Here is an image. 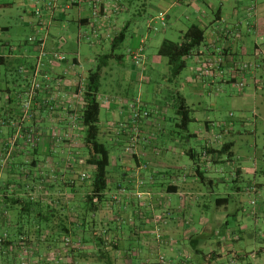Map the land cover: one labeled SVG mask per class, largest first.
<instances>
[{
    "label": "crops",
    "instance_id": "obj_1",
    "mask_svg": "<svg viewBox=\"0 0 264 264\" xmlns=\"http://www.w3.org/2000/svg\"><path fill=\"white\" fill-rule=\"evenodd\" d=\"M154 1L170 2L172 7L151 15L149 8ZM202 1L205 9L200 7ZM204 1L0 0V21L15 16L16 21L31 29L32 36L46 41L49 53L70 57L65 63L48 64L46 71L52 80L27 111L24 103L29 84L19 69H32L37 49L28 38L19 41L20 27L0 25V58L5 59L0 63V187L4 195L36 203L35 211H23L20 217L17 215L22 205L12 206L0 196V237L8 239L0 243V264H47L53 259L57 264H264V144L248 145V150L254 151L245 153V144L237 141V137L250 133L245 130L250 125L254 124V135L264 128V43L255 44L257 57L252 54L259 68L256 74L252 72L253 91L247 98L230 95L232 100L253 102L255 121L251 122L242 111L224 128L217 122L218 105L212 101L214 95L218 96L214 86L237 85L243 75L237 67L240 55L232 39L240 38L239 33L243 36L245 27L248 33L264 37V2L252 0L251 14L256 17L245 26L242 21L246 12L237 13L233 1ZM97 2L103 9L99 17L93 15ZM182 5L194 12L184 16L186 23L179 30L181 40L190 26L198 25L206 32V43L194 55L199 65L183 77L184 84L179 83L178 90L170 91L176 93L168 107L176 117L175 129L179 132L173 130L170 142L158 144L154 139L162 123L159 117L163 107L146 119L136 116L131 103L140 99L150 105L144 97V83L160 77V70L171 76L167 61L158 55L168 38L154 50L153 30L161 15L166 16V30L173 27V22L174 26L182 23L178 15ZM133 11L145 22L134 31L128 18ZM124 30L126 40L116 47L122 60L109 63L103 74L105 86L102 83L107 102H102L106 120L101 119V127L105 141L114 139L109 147L119 152L116 161H111L104 200L97 213L93 217L87 214L84 221L80 215L85 214L89 191L80 188L79 177L90 172L83 129L71 128L70 113L81 105L77 87L98 64L102 55L97 52L110 47L106 54L111 53L114 39ZM139 52L141 61L136 62L133 55ZM128 59L130 64H126ZM137 88L139 97L135 99ZM188 88H192L190 96H199L202 102L210 100L211 108L202 107V102L198 109L192 108L190 96L184 94ZM178 95L192 108V124H198V130L192 132L191 125L183 129L176 107ZM49 103L54 110H50ZM213 114L216 120H212ZM29 132L37 136L32 145L25 138ZM52 132L55 138L67 134L69 141L55 142ZM136 137L138 143L131 150ZM198 140L201 145L196 151L193 142ZM191 150L200 156L198 165L187 155ZM8 152L12 153L9 160ZM196 169L205 173L206 182L196 176ZM246 178L253 180L245 191L238 185ZM230 183H234L232 192H228ZM244 195L250 202L255 198L251 211L245 210ZM82 225L89 230L95 228L101 239L84 237L79 241L73 236L74 246L65 249L58 232L65 228L74 232ZM251 225L258 228L261 239L249 232ZM246 237L257 241V245L253 242L247 251L243 246L225 250L229 238L236 244Z\"/></svg>",
    "mask_w": 264,
    "mask_h": 264
},
{
    "label": "trees",
    "instance_id": "obj_2",
    "mask_svg": "<svg viewBox=\"0 0 264 264\" xmlns=\"http://www.w3.org/2000/svg\"><path fill=\"white\" fill-rule=\"evenodd\" d=\"M0 8L2 7L0 6ZM102 11L103 9L101 6L100 12L102 13ZM2 29L4 30V28ZM127 30H124L118 37L114 39L111 53L99 57L98 64L95 66L94 69L89 71L88 76L85 77L87 82L85 91L81 96L82 106H78L79 108L77 107V109L71 111L70 113L71 124H72L71 128L77 130L80 126L83 129L82 142L84 146V154L86 156V165L88 166L87 168L89 169L90 172V173L86 172V174H82L79 177L80 188L89 191L88 195L85 198L86 200L84 203L85 214L83 215V217L82 215H80L81 219H83L84 221H86L85 216L87 214L89 217H93V215L97 213L99 204L104 200V194L109 188L112 149L107 144V141H105L104 132L101 127L102 98L100 96L102 91V78L105 68L109 65L111 61L122 60V55L120 56L116 54L117 51L116 47L118 45H122L123 42L126 40ZM205 33H206L205 30L200 28L198 25H192L184 33L182 40L180 42H173L168 39L163 41V43L159 48L158 55L167 60L172 79L177 80L183 74V72L188 68V60L191 57H193L195 53L199 51V48H201L206 43ZM31 38H36V40L31 41L30 40ZM31 38L28 39V43L32 44V46L35 49H37V56H38L39 45L41 43L42 38L37 36H33ZM36 58L37 57H35L34 65L31 70H27L24 66H22L19 69L20 73L27 78L29 84L25 93L26 95L25 103L27 102V100H29L28 93L32 86L31 81H32L33 71L35 68V63L37 62ZM4 61H5L4 58H0V63H4ZM68 61L69 58L67 57V60L61 63H65ZM46 68L44 74H47L50 77V79L46 80L44 77L40 79L41 89L37 91L36 96L34 97V99H32L31 108L38 95L48 87L46 85L49 84L52 80L51 74L46 71ZM80 86L81 85L79 84L77 87L78 94H79ZM176 107L181 117V123L183 125V129L188 130L189 126L194 121L192 115L193 112L192 108L188 105L186 99L182 95H178L176 97ZM49 108L50 110H54V105H51V103H49ZM145 109L150 111L149 109L146 108V106ZM151 115L152 112L150 111V116ZM144 118L147 119L148 117H144ZM31 136H32V140H31ZM59 136L60 138L57 140V142L69 141L66 139L67 134L59 135ZM25 138H26V142L32 145L35 143L37 136L35 133L29 132L25 135ZM206 151L207 154H209V150ZM32 152L34 153L33 150ZM222 152L225 153V151ZM203 153L205 154V151ZM7 154L9 160L12 153L8 152ZM187 155L194 162L195 165H198L200 156L195 150L189 151ZM196 176L199 177L203 182H206L207 180V178L205 177V173H201L199 169H196ZM2 191L3 190L0 187V196H2V200H4L5 203L12 202V206L22 205L23 208L21 210V214L17 216L23 217L24 212L31 213L35 211L36 203L33 202L32 200L29 201L25 198L24 199L15 198L14 195H12L13 197H10L6 195V193L4 195ZM4 216H7L6 213ZM27 218H29V216L26 217V220ZM42 230L43 229H40V231ZM58 236L61 243L65 245L64 248L67 250L74 246L75 240L73 236L78 237L79 241L84 239V237H89V238L93 237L98 240H100L102 237V235L99 236V232L95 228L89 230L85 228V225H82L81 229L76 230L74 232H72L70 229L65 228L64 230L58 232ZM6 240H8L6 236H4L3 238L0 237V243L5 244ZM101 247H103V243ZM56 262H57L56 259H53V260H48L46 263L57 264Z\"/></svg>",
    "mask_w": 264,
    "mask_h": 264
},
{
    "label": "rangeland",
    "instance_id": "obj_3",
    "mask_svg": "<svg viewBox=\"0 0 264 264\" xmlns=\"http://www.w3.org/2000/svg\"><path fill=\"white\" fill-rule=\"evenodd\" d=\"M211 0H206L204 2H209ZM233 1V6L236 9L237 13H241L242 11L245 10L246 12V17L243 16L244 20L242 22L244 24L242 25H250L251 23H253V20L255 19V15H252L251 13H254V11H251L252 9H254L252 6L254 1L252 0H231ZM262 2H264V0H261ZM203 1L200 3V7L203 8L204 4H202ZM252 3V4H251ZM172 7L170 2H155L152 3V6L149 8V12L151 15H155L157 16L159 14V12H166L168 9H170ZM190 6H186V5H182L178 8V15L181 18L182 23H179V25H175V22L172 23V28L170 30H166V27H163L162 24L159 22L157 24L156 27L157 30H153V34L155 35L154 37V42L152 47L154 48V50H156L157 45L164 39V38H168L171 39L175 42H180L181 41V33L179 32V30L181 28H183V24H185L186 22H184V16L186 14V12H194L192 11L193 9L189 8ZM205 9V8H203ZM229 9V8H228ZM30 12L34 11V7L29 8ZM31 15V14H30ZM128 18L132 20V30L134 31L136 28L140 29V27L143 26L144 19L142 16H138L136 14L135 11H133V13H131L130 15H128ZM31 19H34L33 16H31ZM0 25L1 26H5V25H9V26H13L15 28L20 27V36H19V41L24 42L27 38L29 39V37H33V33L31 31V29H29L28 27H24L23 24L21 22L16 21L15 16L13 17V19L10 18H5L3 20L0 21ZM137 26V27H136ZM181 27V28H180ZM156 31V32H155ZM245 32L242 33L243 36H241V33H239V37L237 39H232V42L236 44L237 46V50L239 51V55H240V59H238V63L239 66H237L243 73V75L241 76V78H239V82L237 83V85H224L221 86L220 84H217L216 86H214V94H218V96H213L212 97V101L214 103H216L218 105V111H216L217 113V122H220L224 128H226L227 125H224L225 123H229L231 120L233 119H237L239 118L241 112L243 111L245 113V115L249 118V120H251V122L255 121V117H254V113H253V102L250 100H243V101H238V100H232L231 99V94L239 96L240 98L243 97V95L247 98L249 96V94H251V92L253 91L254 88V83L252 81V72H254L256 74L257 70H259V68L257 67V63H255V53L256 50L254 48L255 44L258 42L259 44L264 43V39L261 41L262 36H257L256 33L252 32V33H248V31H246V27H245ZM90 34V33H89ZM30 37V38H31ZM236 41H238L236 43ZM234 44V45H235ZM243 46H245L243 48ZM264 46V44L262 45ZM87 47V46H85ZM152 48V49H153ZM263 48V47H262ZM200 49V48H199ZM264 50V48H263ZM106 51V52H105ZM105 51L100 50V52H97V55H103L106 54L108 51H110V47H108ZM126 51V50H125ZM124 51V52H125ZM104 52V53H103ZM123 52V50H122ZM64 54V53H63ZM252 54L254 55V57L252 56ZM66 55V54H65ZM37 57V55H36ZM68 57V55H67ZM257 57V56H256ZM70 58V57H69ZM254 58V59H253ZM261 59V58H260ZM70 60V59H69ZM163 62L167 61L166 59L162 58L161 59ZM201 60V59H200ZM130 62V59L127 60L126 64H128ZM189 65H188V69H186L184 71V73L182 74V78L180 77V79H178V83L174 82V79L171 78V76H169L167 73H165L164 70H160L159 74L160 77H158L157 79H154V81L150 82V83H144L143 87L145 89V91L147 92L144 97L148 100L150 105H146V103L142 100H140L147 109H149L152 112V115L148 118H151L153 116V114H155V112H157V110H159V106L163 107V112L162 115H160L159 119L162 120V123L159 124V128L156 132L155 135V142L156 143H168L170 142V139H172V134L174 133L173 130L178 131L175 129V123L176 121V117L174 116L172 110L168 107V104L170 102L173 101L172 96L175 95L174 93H171L170 91H175L178 90L180 88L179 83L181 85L184 84V80L183 77L184 76H188L192 74L193 71V67H195L199 60L196 58V56L191 57L189 60ZM255 63V64H254ZM130 64V63H129ZM262 62L260 64H258V66H261ZM199 65V64H198ZM169 67V65H168ZM198 73V72H197ZM164 75H167V77H164ZM105 79L103 78V86H105L104 84ZM129 88V86L126 88V90ZM211 88H209L210 90ZM223 89L224 92H221V90ZM192 90V88H188V90H184V94H186L187 96H190V91ZM105 90L103 89V91L101 92V98L102 100H106L104 99V92ZM137 93L134 95L136 96V98L139 97V88H137ZM221 95V96H219ZM190 101L189 104L192 108L198 109L200 106V103L202 102V100L200 99L199 96H195L192 95L189 97ZM138 101V100H136ZM135 100L131 103H135ZM211 102L209 101H203L202 102V107H208L211 108ZM156 117H158L156 115ZM147 118V119H148ZM101 119L103 121L106 120V113H105V108L102 106V115H101ZM120 120V119H118ZM212 120H216L215 118V114H213L212 116ZM167 127V128H166ZM162 128H165L164 130H162ZM199 126L198 124H191V131L194 132L196 130H198ZM245 130H247L246 135H244L243 137H237V141H241V143L245 144V146L243 147V151L245 153H250L253 152L254 150H248L247 146L248 145H253L255 142H258L259 145H263L264 144V128L261 127L258 130V135H254V131H255V127L254 124L250 125L248 127L245 128ZM179 132V131H178ZM55 134L52 132L51 133V137H53V140L55 142H57V140L60 138L59 135H57V138H55L54 136ZM114 143V139H110L107 141V144L113 145ZM193 148L196 151L200 150V145L201 142L195 141L193 142ZM246 147V148H245ZM114 148V147H113ZM118 152L119 150L117 148L112 149V162L114 163L116 161V156H118ZM238 162V161H237ZM252 178H246L245 181L241 182L238 186H240L242 189H244L245 191L249 188L251 182H252ZM234 183H230V189H228V192H232V190L234 189ZM233 188V189H232ZM224 190H227L226 188ZM243 199H245V210L246 212L251 211V202L254 201L256 202L253 198V200L250 202L251 199H249L248 196L244 195ZM254 222V220H251V223ZM234 225V223H232ZM249 232L251 234L256 233L255 236H257V239H261L263 235H261L259 233L258 228L256 227V229H253L252 225L250 226V230ZM157 235V233H155ZM159 235L160 232H158ZM231 238H229V241L227 244H224V248L227 251L230 250H237V248L240 249V246L247 251L248 247L252 246L255 242L257 245V241L252 240V238H243L240 242L234 244L231 242L230 240ZM249 243H251L249 245ZM224 251V250H223ZM226 251H224L225 253Z\"/></svg>",
    "mask_w": 264,
    "mask_h": 264
},
{
    "label": "built area",
    "instance_id": "obj_4",
    "mask_svg": "<svg viewBox=\"0 0 264 264\" xmlns=\"http://www.w3.org/2000/svg\"><path fill=\"white\" fill-rule=\"evenodd\" d=\"M253 11V10H251ZM100 14V4L97 2L94 5L93 8V15L95 17H99ZM36 15L40 16L41 12L39 10L36 11ZM159 22L162 24L163 27H167V19L165 15H161V17H159ZM154 30H157L156 27H154ZM31 41H35L36 38H31ZM37 62L35 63V68L33 71V75H32V86L29 90L28 96H29V100H27V102L25 103V108L27 109V111H30L31 108V101L32 99H34V97L37 94V91L41 89V78L44 77L46 80H49L50 77L47 74H44L45 68L47 67L48 64L53 63V62H64L67 60V56L63 53H59V52H54V53H49L46 47V41L44 39H41V43L39 45V54L37 56ZM133 60L136 62H140L141 61V53H136L133 55ZM86 79L82 78L81 82H80V90H79V94L80 96L83 95V92L85 91V87H86ZM103 103H106V100H102ZM82 106V104L80 105ZM131 108H133V110L135 111V114L137 117H149L150 116V111L145 109V105L140 101H136L135 103L132 104ZM31 140H32V136H31ZM138 143V139L137 137L133 139L132 143H131V149L135 148L136 145ZM69 242V241H68Z\"/></svg>",
    "mask_w": 264,
    "mask_h": 264
}]
</instances>
